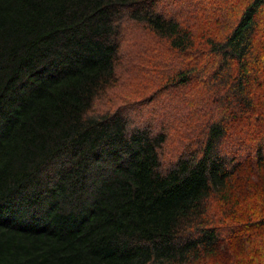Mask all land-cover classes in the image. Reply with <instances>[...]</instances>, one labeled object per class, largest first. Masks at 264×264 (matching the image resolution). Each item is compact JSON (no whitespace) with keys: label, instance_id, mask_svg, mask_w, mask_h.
<instances>
[{"label":"trees","instance_id":"1","mask_svg":"<svg viewBox=\"0 0 264 264\" xmlns=\"http://www.w3.org/2000/svg\"><path fill=\"white\" fill-rule=\"evenodd\" d=\"M228 8L0 0V264H264V0Z\"/></svg>","mask_w":264,"mask_h":264},{"label":"rangeland","instance_id":"2","mask_svg":"<svg viewBox=\"0 0 264 264\" xmlns=\"http://www.w3.org/2000/svg\"><path fill=\"white\" fill-rule=\"evenodd\" d=\"M174 1L178 6L182 4L193 6L199 0ZM234 1L237 0H223L226 8ZM195 8L197 9V5ZM195 16L198 18V14H195ZM258 34L257 39L259 45L264 46V23H262V31ZM126 38L128 42L126 44L125 55L122 59L123 77H125V79H123V84L140 87L135 91H138L137 97L142 99L158 89L157 85H160L159 78L167 71L168 54L163 48L155 46L154 41L150 40V38L144 34L137 40L134 39L133 33ZM262 53L264 55L263 50ZM216 210L217 208L215 207L213 211Z\"/></svg>","mask_w":264,"mask_h":264}]
</instances>
